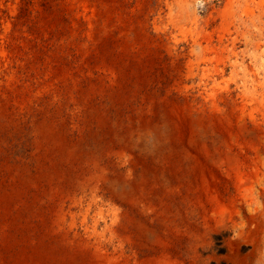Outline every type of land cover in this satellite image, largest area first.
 <instances>
[{
	"label": "bare ground",
	"instance_id": "1",
	"mask_svg": "<svg viewBox=\"0 0 264 264\" xmlns=\"http://www.w3.org/2000/svg\"><path fill=\"white\" fill-rule=\"evenodd\" d=\"M41 1L0 0V264H264V80H232V1L65 0L69 24Z\"/></svg>",
	"mask_w": 264,
	"mask_h": 264
},
{
	"label": "rangeland",
	"instance_id": "2",
	"mask_svg": "<svg viewBox=\"0 0 264 264\" xmlns=\"http://www.w3.org/2000/svg\"><path fill=\"white\" fill-rule=\"evenodd\" d=\"M114 1H116L118 10L122 11L123 14L127 13L130 4L134 3L132 5L134 6L136 3V0ZM148 1L150 3L145 12L155 16L162 9V4L159 3L160 0ZM169 1L176 5L179 0ZM186 1H190L191 5H193V2L199 3L198 6L190 8V10L197 11L198 9L199 17L203 19L211 13H214V17L217 16L216 11H222L227 2L232 1V80H264V0ZM140 5H143L142 2H140ZM67 7L65 0H42L39 4L41 11H37V13L56 17L59 22L69 24L71 17L68 14ZM162 11L168 13L165 5ZM259 117H262V115H259Z\"/></svg>",
	"mask_w": 264,
	"mask_h": 264
}]
</instances>
